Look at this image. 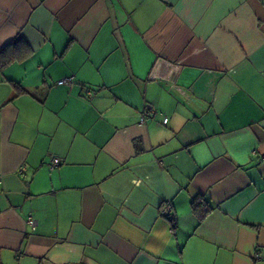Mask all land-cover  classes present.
<instances>
[{
    "label": "crops",
    "instance_id": "1",
    "mask_svg": "<svg viewBox=\"0 0 264 264\" xmlns=\"http://www.w3.org/2000/svg\"><path fill=\"white\" fill-rule=\"evenodd\" d=\"M0 264H264V0H0Z\"/></svg>",
    "mask_w": 264,
    "mask_h": 264
},
{
    "label": "built area",
    "instance_id": "2",
    "mask_svg": "<svg viewBox=\"0 0 264 264\" xmlns=\"http://www.w3.org/2000/svg\"><path fill=\"white\" fill-rule=\"evenodd\" d=\"M57 84H66V85H71L72 83V79L70 77H64L59 79L58 81H56ZM86 95L87 98H91L93 93L90 90H86ZM157 114L156 111L150 109V108H146L144 110L141 111L140 115H139V123L142 124L145 122V120H147L148 118H151L153 116H155ZM163 122L166 123L168 118L167 117H163ZM61 162V159L59 157H55L52 156L50 161L48 162V167L49 169H53L55 166H57L59 163ZM24 167H22L21 169H23ZM161 215L166 217L169 221H174V213L172 211V207L170 205L169 202H166L163 204V206L161 207V211H160ZM35 219L32 215L28 216L27 218V223L29 225L34 226L35 225Z\"/></svg>",
    "mask_w": 264,
    "mask_h": 264
},
{
    "label": "trees",
    "instance_id": "3",
    "mask_svg": "<svg viewBox=\"0 0 264 264\" xmlns=\"http://www.w3.org/2000/svg\"><path fill=\"white\" fill-rule=\"evenodd\" d=\"M199 204H201V203L198 202L196 199H194V200L192 201V207H193V208L198 207Z\"/></svg>",
    "mask_w": 264,
    "mask_h": 264
}]
</instances>
